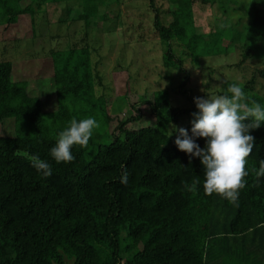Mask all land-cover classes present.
Returning a JSON list of instances; mask_svg holds the SVG:
<instances>
[{
  "label": "trees",
  "instance_id": "1",
  "mask_svg": "<svg viewBox=\"0 0 264 264\" xmlns=\"http://www.w3.org/2000/svg\"><path fill=\"white\" fill-rule=\"evenodd\" d=\"M169 1L171 8L164 10L156 0L148 1L164 66L182 68L187 61L221 55L226 22L227 45L243 43L236 44L240 59L229 66L264 58V0L240 1L235 7L230 6L233 0H199L220 14L221 26L209 20L208 31L196 24L195 0ZM74 2L79 5L75 9ZM115 2L0 0V26L27 16L35 36L40 11L55 20L66 10L85 27L66 49L50 50L51 66L44 68L49 76L44 77L53 80V88L44 96L30 92V78L38 73H32L34 61H0V126L5 127L0 132V264H64L67 259L72 264H264V177L257 180L252 173L264 160V122L249 130L255 144L246 158L249 175L237 203L205 193L200 158L178 149V132L169 136L163 130L190 108L167 99L155 97L150 103L153 125L127 127L143 119L133 104L107 143L100 144L102 133L94 131L86 147L72 146L73 161L56 163L51 157L58 133L73 118L91 117L104 127L113 121L106 93L95 89L103 80L93 64L88 30L99 26L101 32V23L119 20L118 11L108 16ZM61 4L65 8L52 19L48 7ZM241 6L243 12L236 13ZM253 49H260L259 54ZM188 53L190 58L178 56ZM255 73L264 78V68ZM254 79L241 87L245 94ZM246 97L264 108L258 94ZM251 100L245 101L251 105ZM192 126L185 127L189 135ZM196 143L203 148L206 138L198 137ZM91 146L96 151L87 158ZM32 155L50 164V176L32 167ZM124 167L126 185L120 182Z\"/></svg>",
  "mask_w": 264,
  "mask_h": 264
},
{
  "label": "rangeland",
  "instance_id": "2",
  "mask_svg": "<svg viewBox=\"0 0 264 264\" xmlns=\"http://www.w3.org/2000/svg\"><path fill=\"white\" fill-rule=\"evenodd\" d=\"M148 1L117 0V4L111 3V8L114 10L112 9L108 16L111 18L115 15V11H118L119 20L112 18L110 22L101 23L100 27L103 30H100L101 32L96 30L99 26H91L88 30L91 36L89 44L93 48L91 50L93 64L103 80V86H97L95 89L97 93H106L109 115L114 116L113 121L106 127L98 122L99 127L93 130V132L102 133L100 144L107 143L113 138L114 127L118 120L125 119L129 111L132 112L130 105H137L143 119L127 124L128 128L137 129L141 126L153 125L154 117L150 112V103L155 97L167 99L173 106L190 108V111L181 115L176 122H171L178 128H185L195 119L192 114L199 112L194 97L207 98L208 94H224L230 83H238L240 87H243L246 83L248 84L253 75L255 77L253 88L247 90L246 96L256 93L263 98L264 105V78L255 73L258 68H264V58L249 59L239 67L229 66L238 62L242 53L239 46L243 47V43L239 41L227 45L231 37L228 30L229 22L224 24L226 31L223 45L220 47L221 55L210 54V56L199 57L192 62L187 61L182 68L166 67L162 62V42L153 34V13L149 9ZM240 1H244L243 5L250 0H233L230 6L241 5ZM156 3L160 6V10L171 8L168 6L169 0H156ZM194 4L197 25L205 31H208L209 20L215 21L217 27L221 26L218 12H213L208 4L199 0H195ZM64 6L63 4L56 7L49 6L51 18L58 17ZM78 6L74 2L72 8L75 9ZM103 9L101 7L99 13H102ZM243 10L241 6L236 13L239 14ZM62 14L59 19L48 20L46 14L40 11L36 16L35 36L31 33L27 16L20 18L15 25L0 26V61L13 60L22 65L28 60L34 61L37 65L32 73L37 71L38 73L31 77L29 82L30 92L33 95L44 96L52 92L53 80L44 77L49 76V73L44 74L48 71L44 68L51 66L50 50L66 49L84 32L83 22L72 21L75 15L67 16L72 15L73 12L68 14L65 10ZM119 21H122V24ZM223 47H225L224 50ZM253 50L255 55L259 54L260 49ZM178 56L181 59L190 58L189 53ZM180 90H185L186 94L181 93ZM188 95L191 96L192 101ZM169 126L170 123L163 127L166 134L169 136L176 134L177 132L171 134ZM4 128L0 126V132ZM95 151L96 147L91 146L85 156L89 158ZM124 236L125 232L122 231L121 239ZM72 261L73 259H67L64 264H72Z\"/></svg>",
  "mask_w": 264,
  "mask_h": 264
},
{
  "label": "clouds",
  "instance_id": "3",
  "mask_svg": "<svg viewBox=\"0 0 264 264\" xmlns=\"http://www.w3.org/2000/svg\"><path fill=\"white\" fill-rule=\"evenodd\" d=\"M230 94V95H229ZM246 94L238 83H230L224 94L205 97H194L199 112L192 115L191 135L185 128H178L170 123L171 134L178 132L175 144L192 156L199 157L204 166V190L207 195L220 194L230 203H237L239 190L246 186V158L251 154L255 137L249 134L250 129L259 128L264 122V108L251 100V106L243 103ZM99 124L94 118L77 121L73 118L69 126L58 133L55 145L50 149L51 157L60 162H71L75 159L71 152L73 145L86 147L93 130ZM182 137V138H181ZM206 138L203 148L196 143V138ZM31 165L44 177L52 174L51 166L38 155L30 157ZM257 180L264 177V160L259 169H252ZM128 171L124 167L120 182L128 183ZM264 226V225H260Z\"/></svg>",
  "mask_w": 264,
  "mask_h": 264
}]
</instances>
